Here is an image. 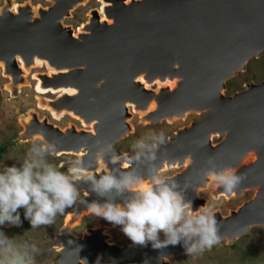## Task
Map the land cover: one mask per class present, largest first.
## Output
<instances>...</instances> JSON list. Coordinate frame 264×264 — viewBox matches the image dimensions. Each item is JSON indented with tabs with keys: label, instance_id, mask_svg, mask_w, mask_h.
<instances>
[{
	"label": "water",
	"instance_id": "95a60500",
	"mask_svg": "<svg viewBox=\"0 0 264 264\" xmlns=\"http://www.w3.org/2000/svg\"><path fill=\"white\" fill-rule=\"evenodd\" d=\"M87 1L49 0L46 7L26 3L14 11L0 7V75L9 76L11 93L30 85L24 75L31 69L43 68L35 73L42 92L36 97L42 108H36H48L53 120L69 115L80 125L60 127L31 108L19 117L22 131L9 145L40 135L56 146L53 156L75 157L58 170L66 171L79 158L97 175L119 176L127 171L123 159L111 158L135 156L117 147L133 131L135 112L143 114L138 117L143 125L207 113L168 136L154 161L141 157L130 170L147 179L153 166L154 171L179 169L166 177L176 180L196 211L205 205L198 192L211 181L203 175L211 158L215 170L231 168L243 175L234 196L254 192L228 214L214 212L217 244L231 245L256 227L264 230V78L226 93V82L264 54V0H104L79 27L65 24ZM109 144L112 151L98 160L97 152ZM249 154L253 159L247 161ZM74 183L80 197L54 233L59 256L50 264H84V259L87 264H170L185 255L182 243L159 250L150 243H113L104 225L72 234L89 213L87 204L105 199L91 191L89 182ZM221 192L216 185L212 195Z\"/></svg>",
	"mask_w": 264,
	"mask_h": 264
},
{
	"label": "clouds",
	"instance_id": "9594fccd",
	"mask_svg": "<svg viewBox=\"0 0 264 264\" xmlns=\"http://www.w3.org/2000/svg\"><path fill=\"white\" fill-rule=\"evenodd\" d=\"M35 139L38 142L31 144L19 167L0 169V226L6 223L19 226L22 221L18 209H23V217L31 229L53 224L58 215H63L66 208L77 202L80 193L74 182L83 180L90 183L93 193L105 198L103 203H88L87 211L118 227L133 246L150 243L152 249L159 250L182 243L185 254L195 257L219 242L215 213L205 205L193 211L192 201L185 198L174 178L166 177L160 169L154 171V166L149 168L147 179L130 170L133 160L140 161L143 157L151 162L156 159L158 146L166 143L164 132H150V144L144 139L136 140L132 147L140 151L134 157L113 155L112 161L123 159L122 168L127 170L119 176L109 171L97 175L85 169L79 158L66 171H60L46 160L56 153V146L40 135ZM105 151H112V145L97 152L98 160H102ZM207 163L209 167L204 170V177L222 186L224 193L234 194L243 175L231 168L215 170L211 158ZM161 235L164 239H160ZM28 247L36 251L34 243L25 245L0 231V264H33ZM84 264H87L86 259Z\"/></svg>",
	"mask_w": 264,
	"mask_h": 264
},
{
	"label": "rangeland",
	"instance_id": "374dc122",
	"mask_svg": "<svg viewBox=\"0 0 264 264\" xmlns=\"http://www.w3.org/2000/svg\"><path fill=\"white\" fill-rule=\"evenodd\" d=\"M21 2L23 0H16ZM32 3H41L43 5L50 4L49 0H31ZM100 2L98 0H88L85 5H79L72 11V16L64 20L65 24H70L76 27L79 23L84 22L87 18L85 13L90 8H98ZM43 7V6H42ZM43 68L31 69L27 79L30 85L23 86L16 94L11 93L9 88V77L6 75H0V146L3 147V151L0 157V169L5 166L15 165L19 167V164L25 158L28 149L33 142L28 141L24 143H18L10 146L9 144L15 137L22 131V127L19 124V117L26 115L27 111L31 108H39L40 103H36V97L40 96V92L35 90L36 78L32 76L36 72L42 71ZM25 77V78H26ZM264 78V54L259 58L251 59L243 72H239L236 76L227 82L228 93L239 89L242 85L249 81H259ZM8 90V91H7ZM36 91V92H35ZM49 97L52 95H48ZM47 96V98H48ZM38 101V100H37ZM48 110L47 108H45ZM46 110L37 109L39 116H48L49 120L54 122L60 127L67 126L69 122L75 123L77 126L79 122L74 120L69 115H64L60 120H53ZM139 113L135 112L131 119L133 131L117 144L118 148L130 152H138L139 149H133V143L138 139H144L145 143H152L148 139L150 132H164L166 138L171 136L173 132L188 124L189 117L184 120H174L171 123L166 121L160 124L143 125L139 123ZM200 116L192 113V117ZM75 159L72 155L61 154L59 156H48L46 160L49 163L58 166L63 161H69ZM178 172L179 169L174 167L163 168L161 173L165 176H170L173 172ZM216 184L214 181H210L206 188L199 190V196L205 197L207 200L205 206H207L214 213L220 209L221 214H227V211L242 200L250 196V192L246 193L243 197L226 200L223 196L225 194H218L217 197L213 196V190ZM222 194V195H221ZM231 197H235L232 195ZM193 205V204H192ZM200 207V206H199ZM71 207L65 209L63 215H58L54 223L47 226H41L37 229H31V226L27 220L23 217V209H18L21 214L22 223L19 226H13L5 224L0 226V231H3L6 236L17 242H23L25 245H36V251L32 252L28 247L26 250L31 254L33 258V264H50L56 259V249L54 233L60 228L62 221L66 214L71 211ZM229 212V211H228ZM99 225L106 227V232L111 236L110 241L116 244H122L124 242L131 243V241L124 236L118 227H113L109 222L98 218L90 213L83 215L79 224L74 225L71 228V233L74 235H81L86 228H94ZM170 264H264V230L256 227L248 231L244 236L235 240L231 245L222 243L221 245H214L210 249H206L202 254L195 257L180 255L175 259L170 260Z\"/></svg>",
	"mask_w": 264,
	"mask_h": 264
},
{
	"label": "flooded vegetation",
	"instance_id": "af4514ba",
	"mask_svg": "<svg viewBox=\"0 0 264 264\" xmlns=\"http://www.w3.org/2000/svg\"><path fill=\"white\" fill-rule=\"evenodd\" d=\"M46 1H48V0H46ZM30 4L31 6H33V7H38V6H43V7H46V6H48L49 4H47V5H43V4H41V3H38V2H36V3H32L31 2V0H23V1H21V2H18V1H16V0H0V7H4V6H10L9 8L12 10V11H14L15 10V8L18 6V5H23V4ZM13 6V7H12ZM13 8V9H12ZM95 7H93V8H90V9H88L87 11H86V13H85V16H86V18H87V16H88V14L91 12V10H93ZM71 16H72V12H71ZM83 22H81V23H79L76 27H73L72 25V27L73 28H77V27H79L81 24H82ZM70 25V24H69ZM262 80V79H261ZM229 81V80H228ZM227 81V82H228ZM260 81V80H259ZM227 82H226V84H227ZM250 82V81H249ZM255 82V81H254ZM258 82V81H257ZM242 87H243V85H242ZM241 87V88H242ZM226 88H227V85H226ZM241 88H239V89H235L234 91H237V90H240ZM228 88H227V90H226V93L227 94H229L228 92ZM234 91H232V92H234ZM232 92H230V93H232ZM206 114L207 113H202V114H198V115H200V116H197V117H192V114H188L187 116H186V118L187 117H189V122H188V124L190 123V122H192V121H199V120H201L203 117H205L206 116ZM185 118V119H186ZM177 130V129H176ZM119 149H121V148H119ZM122 150V149H121ZM122 151H124V150H122ZM124 152H128V153H136V152H130V151H124ZM253 159V156L251 155V154H249L248 156H247V161H250V160H252ZM174 173H176L175 171L173 172V174ZM250 192V191H249ZM221 193H223V192H221ZM246 193H248V190H246V191H243L242 192V194H238L237 196H235V197H231V196H229V197H225V196H223L226 200H230V199H235V198H238V197H243L244 195H246ZM251 194H250V196L248 197V198H246V199H244V200H242L240 203L238 202L235 206H234V208H236V207H238L239 205H241L243 202H245V201H247V200H249V199H251L253 196H254V192L252 191V192H250ZM223 194H225V193H223ZM222 195V194H221ZM226 195V194H225ZM201 197H203V196H201ZM219 197V196H218ZM217 197V198H218ZM203 198H205V197H203ZM207 201V200H206ZM206 201H205V203H206ZM234 208H230L229 210H232V209H234ZM228 210V211H229ZM228 211H227V214H228ZM216 212H219L220 214H221V210L220 209H218V210H216ZM221 215H223V213L221 214ZM224 215H226V214H224ZM87 229V228H86ZM85 229V230H86ZM161 236H163V235H161ZM124 243H126V242H124ZM59 255L58 254H56V258L58 257Z\"/></svg>",
	"mask_w": 264,
	"mask_h": 264
},
{
	"label": "bare ground",
	"instance_id": "6f19581e",
	"mask_svg": "<svg viewBox=\"0 0 264 264\" xmlns=\"http://www.w3.org/2000/svg\"><path fill=\"white\" fill-rule=\"evenodd\" d=\"M99 2H100V5H104V0H98ZM13 7V6H12ZM13 9V8H12ZM99 14H100V16H102V13L101 12H99ZM30 73V72H29ZM29 73H26L25 75H24V77H26V76H28V74ZM3 75H5V73L3 74ZM7 76V75H6ZM32 76L34 77V78H36V76H35V74H32ZM7 77H9V76H7ZM9 79V78H8ZM35 90L36 91H38V92H40V93H42L41 91H39V89H38V79L36 78V85H35ZM48 109V108H47ZM150 109H152V106H149V108H148V110H150ZM49 110V109H48ZM137 113H139L140 114V116L139 117H141L143 114H141L140 112H137ZM169 167H173V166H169ZM99 168H100V165H99ZM164 168H166V167H164ZM163 170V169H162ZM162 170H160V171H162ZM232 195H234V194H232ZM231 195V196H232ZM227 196V195H226ZM225 196V197H226ZM227 197H229V196H227ZM194 208V206L192 205V209ZM57 248H59V246L57 247Z\"/></svg>",
	"mask_w": 264,
	"mask_h": 264
},
{
	"label": "trees",
	"instance_id": "16d2710c",
	"mask_svg": "<svg viewBox=\"0 0 264 264\" xmlns=\"http://www.w3.org/2000/svg\"><path fill=\"white\" fill-rule=\"evenodd\" d=\"M2 151H3V147L0 146V157H1V153H2Z\"/></svg>",
	"mask_w": 264,
	"mask_h": 264
}]
</instances>
